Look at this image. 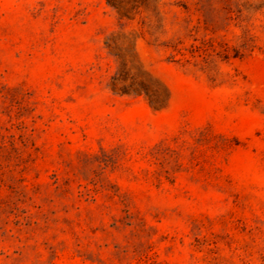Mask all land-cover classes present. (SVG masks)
Segmentation results:
<instances>
[{"label": "rangeland", "instance_id": "1", "mask_svg": "<svg viewBox=\"0 0 264 264\" xmlns=\"http://www.w3.org/2000/svg\"><path fill=\"white\" fill-rule=\"evenodd\" d=\"M0 264H264V0H0Z\"/></svg>", "mask_w": 264, "mask_h": 264}]
</instances>
